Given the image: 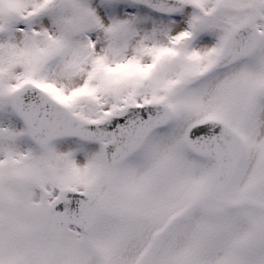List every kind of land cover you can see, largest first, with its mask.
Listing matches in <instances>:
<instances>
[{
    "label": "snow or ice",
    "instance_id": "obj_1",
    "mask_svg": "<svg viewBox=\"0 0 264 264\" xmlns=\"http://www.w3.org/2000/svg\"><path fill=\"white\" fill-rule=\"evenodd\" d=\"M0 264H264V0H0Z\"/></svg>",
    "mask_w": 264,
    "mask_h": 264
}]
</instances>
